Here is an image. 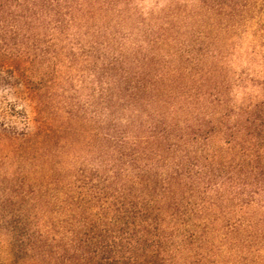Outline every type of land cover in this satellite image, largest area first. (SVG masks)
<instances>
[{
  "label": "trees",
  "instance_id": "obj_1",
  "mask_svg": "<svg viewBox=\"0 0 264 264\" xmlns=\"http://www.w3.org/2000/svg\"><path fill=\"white\" fill-rule=\"evenodd\" d=\"M121 3L0 0L9 84L30 109L11 108L24 127L2 121L0 142L105 219L46 261L264 264V101L230 106L204 32L131 22ZM75 73L85 101L56 93Z\"/></svg>",
  "mask_w": 264,
  "mask_h": 264
},
{
  "label": "rangeland",
  "instance_id": "obj_2",
  "mask_svg": "<svg viewBox=\"0 0 264 264\" xmlns=\"http://www.w3.org/2000/svg\"><path fill=\"white\" fill-rule=\"evenodd\" d=\"M121 6L129 10V21L134 23L151 16L169 17V22L180 23L187 37L194 29L204 32L205 42L215 43L216 58L210 65L216 68V80L226 86L227 103L238 107L264 101V0H122ZM13 43L9 35H0V64L6 67L0 68V135L2 121L24 127L11 108L24 106L30 113L9 84ZM20 47L23 51L22 43ZM72 78L65 79L56 93L69 97L77 92L85 101L87 85L79 73ZM30 156L0 142V264H49V251L58 255L65 248L73 253L78 247L77 232L88 229L90 223L105 222L97 205L88 210L68 208L62 202V186L47 183L43 161H30Z\"/></svg>",
  "mask_w": 264,
  "mask_h": 264
}]
</instances>
